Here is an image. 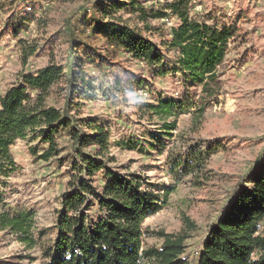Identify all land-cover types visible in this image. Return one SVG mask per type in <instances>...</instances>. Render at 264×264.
Returning a JSON list of instances; mask_svg holds the SVG:
<instances>
[{
    "label": "trees",
    "instance_id": "obj_1",
    "mask_svg": "<svg viewBox=\"0 0 264 264\" xmlns=\"http://www.w3.org/2000/svg\"><path fill=\"white\" fill-rule=\"evenodd\" d=\"M193 1L171 0L164 12L148 10L140 0H93L90 7L94 16L82 19L90 29V38H103L130 58L154 67V80L116 77L112 82H100L96 89V80L87 76L83 65L96 61L100 65L104 58L88 43L72 37L65 64L49 63L34 72L21 73L0 96V178L9 177L17 168L11 153L17 141L30 135L36 142L30 153H40L38 159L44 162L64 151L58 140L65 137L69 141V180L56 212L55 239L40 248L44 264H190L182 257L185 234L158 232L159 246H143L149 233L143 222L160 209L159 199L143 189L137 178L107 165L114 162L109 156L111 121L80 118L79 101H96L97 90L109 101L111 95L119 97L124 86L131 92L146 90L158 78L181 74L180 97L159 94L153 101L135 99L137 127L156 128L145 132L147 139L131 135L115 145L150 154L156 147L164 149L167 141L169 177L177 183L187 179L193 186L203 185L202 174L211 156L227 146L220 141L199 144L187 139L178 129V120L185 115L192 120L203 117L223 85L217 69L225 62L229 46L241 36L236 24L221 23L216 16L191 17ZM167 16L175 17L178 23L165 37L150 21ZM31 19L32 13H12L4 30L16 37L18 26ZM208 20L214 21L213 25ZM17 43L23 63L44 47L22 39ZM169 52L173 55L166 60ZM63 91L62 104H50V96ZM98 175L102 186L94 184ZM243 179L245 184L234 188L210 224L195 254V264H264V163ZM3 202L0 190V206ZM186 224L194 229L189 220ZM32 226L30 211H0V231H9L28 248L35 247Z\"/></svg>",
    "mask_w": 264,
    "mask_h": 264
},
{
    "label": "rangeland",
    "instance_id": "obj_2",
    "mask_svg": "<svg viewBox=\"0 0 264 264\" xmlns=\"http://www.w3.org/2000/svg\"><path fill=\"white\" fill-rule=\"evenodd\" d=\"M92 1L0 0V96L21 73L34 72L49 63L65 64L72 37L76 42L88 43L97 51L96 54L104 58L100 65L99 61L83 65L87 76L96 80L93 82L96 89L100 87V82H112L116 77L126 80L140 76L154 80V67L130 58L103 38H90V29L82 19L85 15H88L87 18L94 16L90 7ZM140 1L148 10L164 12H167L166 4L171 2ZM192 5L191 17L206 19V16H216L221 23L236 24L241 36L229 46L225 62L217 69L223 85L203 117L192 120L190 115H185L178 120V129L186 134L187 139L199 144L220 141L227 146V149L211 156L202 174L203 185L193 186L187 179L177 183L169 177L165 163L170 144L167 141H164V149L156 147L150 154L136 149L124 150L115 145L116 141L126 140L131 135L147 139L145 132L156 128L137 127L135 99L153 101L159 94L180 97L181 74L156 79L143 90L146 92L144 96L124 86L119 97L111 95L106 101L97 90L99 97L96 101H79V116L111 121L109 156L114 162L107 165L125 176L137 178L143 189L159 199L160 209L143 222V228L149 230L143 238V246H159L161 238L158 232L185 234L187 238L182 257L195 264V254L231 192L235 187L243 186L246 182L243 178L264 163V0H194ZM16 12L32 13L33 19L19 25L17 36L13 37L11 31L5 32L4 23L10 14ZM207 22L210 25L214 23ZM177 23L172 16L150 21L152 26L160 28L165 37ZM18 39L26 44H44V47L23 63ZM154 39L159 41L157 37ZM172 55L169 52L166 60H170ZM59 86L65 87L63 83ZM64 94L63 91L50 96V104L60 106ZM58 144L64 151L58 158L47 162L38 159L40 153L35 156L30 153L29 148L36 146L30 135L11 148L17 168L9 177L0 178V190L4 194L0 211L8 214L19 211L33 213L31 233L35 247L28 248L9 231H0V264H44L40 248L55 239L56 212L69 180L66 173L71 160L67 156L69 141L63 137ZM94 184L102 186L100 175ZM186 220L192 222L194 229L188 228Z\"/></svg>",
    "mask_w": 264,
    "mask_h": 264
},
{
    "label": "built area",
    "instance_id": "obj_3",
    "mask_svg": "<svg viewBox=\"0 0 264 264\" xmlns=\"http://www.w3.org/2000/svg\"><path fill=\"white\" fill-rule=\"evenodd\" d=\"M136 93H137L139 96H144V95L146 94V92H145V91L143 92V90H141V89L136 90Z\"/></svg>",
    "mask_w": 264,
    "mask_h": 264
}]
</instances>
